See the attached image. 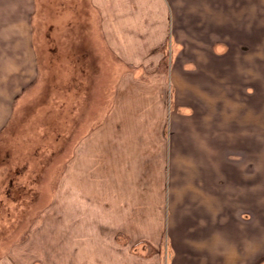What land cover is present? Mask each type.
<instances>
[{
    "label": "crops",
    "instance_id": "obj_1",
    "mask_svg": "<svg viewBox=\"0 0 264 264\" xmlns=\"http://www.w3.org/2000/svg\"><path fill=\"white\" fill-rule=\"evenodd\" d=\"M39 3H15L12 10L19 12L20 20L14 23L3 22L0 15V132L18 96L38 75L28 27ZM9 4L0 1V14L9 10ZM94 5L98 10V4ZM134 8H145L147 14L160 12V18L157 21L154 13L140 24L120 23L111 36L112 44L103 32L113 58L121 59L129 69L118 82L117 92L127 84L123 90L135 97L133 101L151 106L148 92L156 85L137 82L138 75L148 73L151 81L164 74L182 103L193 106L197 100L205 114L172 115L167 165L161 116L154 118L152 110L130 119L135 126L124 134L98 133L97 142L108 147L109 138H127L126 146L134 145L117 153L128 173L114 176L111 193L103 194V187L91 192L96 194L91 210L97 211L84 207L85 211L75 213L82 221H72L76 217L65 213V226H82L80 238L70 235L72 242L68 228L57 229L64 214L46 211L45 218L55 224L47 232L49 243L40 227L41 232L32 233L19 252L28 256L30 245L43 254L47 243L49 257L12 258L14 264H264V0H144ZM122 15L130 16L127 10H120ZM163 59H167L165 70L160 72ZM17 68L21 71L9 81ZM120 101L113 106H120ZM224 125L225 136L240 139L241 146L218 150L216 138L221 134L217 133ZM102 154V162L93 163L97 168L105 164ZM249 155L255 156L248 162ZM88 166L72 163L66 176L72 179L74 171H84L83 177ZM164 180L171 212L166 244L123 242L122 237L133 233L151 240L147 236L153 235L155 192Z\"/></svg>",
    "mask_w": 264,
    "mask_h": 264
},
{
    "label": "rangeland",
    "instance_id": "obj_2",
    "mask_svg": "<svg viewBox=\"0 0 264 264\" xmlns=\"http://www.w3.org/2000/svg\"><path fill=\"white\" fill-rule=\"evenodd\" d=\"M7 2L10 3L9 10L0 14L3 22L19 21V12L12 10V7L26 0ZM142 2L144 0H40L37 11L31 13L28 32L33 37L36 49L38 75L20 93L8 123L0 132V262L9 260L6 264H14L12 258H24L25 252H19V249L25 246L32 233L41 232L40 227H43L47 241L48 229L50 226L55 227V224L54 221L49 223V217L45 218L46 211L54 214L62 212L64 215L57 229L66 231L68 228L69 237L73 234L80 238L81 224L65 226V213L76 217L75 213L85 211L84 207L96 212L95 209L91 210L93 206L90 203L96 195H91V192L103 187L106 189L103 194L111 193L109 187L113 184L114 176L128 173L123 161L118 162L117 153L121 154L129 146H134H126L124 141L127 138H109L107 141L111 147H108L105 142V145L97 142L98 133L121 131L124 134L135 126V122L130 119L134 120V116L152 110L150 114L154 118L161 116L159 125L167 165L170 162L174 131L172 115H192L195 111L199 112L198 115L205 114V107L197 100H194L193 106L182 103L184 101L176 96L174 84L170 78L166 80L167 75L164 74H159L151 81L148 73L138 75L137 82L156 85L154 90L148 92L149 100L151 97L153 99L151 106H141V101H133L135 97H129L123 90L127 84L122 86L120 93L117 92L118 82L129 69H125L121 59L113 58L105 45L106 37L112 44L111 36L120 23L135 21L140 24L150 20L149 17L154 13L158 21L160 12L150 11L147 14L145 8H134L135 4L139 7ZM94 4H98V10H95ZM120 10H127L130 16H119ZM19 29L16 26L18 35ZM141 29L144 31L145 27ZM103 32L106 33L104 38ZM171 45H166L165 52ZM166 61L162 60L160 72L165 70ZM20 71V68L15 69L8 76L9 81H13ZM116 100H121L122 104L114 107L113 102ZM217 134H221L216 138L218 150L220 147L241 146L240 139L238 141L225 136V125L222 132ZM113 141L115 151L112 150ZM208 141L214 143V140ZM99 154L104 156L105 164H98L97 168L93 163L100 161ZM254 156L249 155L248 162ZM80 162L89 163L88 174L82 177L84 171H74L73 180L66 176V168ZM165 180L163 184L160 182L155 192L153 235L147 236L151 240L133 233L132 236L127 234V239L122 237L123 242L166 244L171 212ZM127 192L131 195L132 191ZM85 194L88 197H84ZM22 212L24 216H21ZM71 220L82 221V218ZM69 241H73L71 237ZM47 246L46 243V252L42 254L29 245L26 257L48 258ZM86 249H91V246Z\"/></svg>",
    "mask_w": 264,
    "mask_h": 264
}]
</instances>
